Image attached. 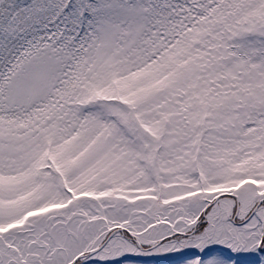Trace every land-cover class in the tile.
<instances>
[{
  "label": "snow or ice",
  "instance_id": "obj_1",
  "mask_svg": "<svg viewBox=\"0 0 264 264\" xmlns=\"http://www.w3.org/2000/svg\"><path fill=\"white\" fill-rule=\"evenodd\" d=\"M0 264H264V0H0Z\"/></svg>",
  "mask_w": 264,
  "mask_h": 264
}]
</instances>
